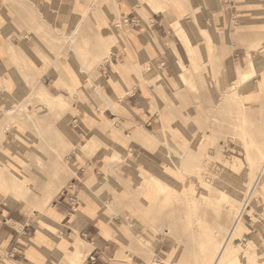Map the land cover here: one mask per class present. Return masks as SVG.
Returning <instances> with one entry per match:
<instances>
[{
  "label": "rangeland",
  "instance_id": "rangeland-1",
  "mask_svg": "<svg viewBox=\"0 0 264 264\" xmlns=\"http://www.w3.org/2000/svg\"><path fill=\"white\" fill-rule=\"evenodd\" d=\"M175 2L158 3L169 10ZM248 2L258 8L250 23L221 30L205 24L207 28L201 27L198 35L188 33L189 23L178 19L184 33L180 36L176 20L173 17L171 20L165 12L164 20L175 38L166 43L172 62L168 68L166 63L161 66L162 80L157 82L164 101L162 167H158L162 170V179L157 180L177 189L178 193L174 194L168 186L157 193L154 177L146 178L144 184L132 190L150 231L174 241L172 251L160 259L163 264H211L228 239L227 251H234L240 261L241 255H252L255 264H264V237L251 238L241 227L244 211L264 202L258 197L264 171L252 189L264 163L261 145L264 142L261 82L264 0ZM95 4L103 6L100 1ZM143 4L155 11L151 3ZM90 12L94 14L89 9L79 21L81 26L77 31H74L76 26L60 31L42 20L39 11L32 8L30 19L25 16L23 20L26 24L29 20L32 28L35 25V37L51 59L52 72L63 75L70 72L66 61L73 59L83 77L78 85L89 93V98L81 96L78 100L104 109L107 102L110 106L118 105L114 98L109 100L102 95L98 79L102 63L122 39L113 26L120 17L117 13L101 31L96 23L98 19L92 18ZM10 44L5 69L8 73L15 71L16 80L12 91L0 88V190L9 199L13 196L40 207L44 193L50 192L60 174L69 171L68 156L75 147L69 121L77 98L72 95L73 85L65 83L70 96L61 97L67 104L50 109L37 93L44 95V90L36 68L26 56L27 51ZM252 67L254 73L243 79ZM86 73L91 78L89 83ZM225 95L232 97L224 99ZM99 130L107 142L94 136L92 143L107 145L112 161H124L125 156L117 146L119 142L108 134L110 130L104 126ZM52 164L56 167L53 173ZM28 175L33 176L32 180L27 179ZM14 180L28 186L31 197L26 199L14 191L11 185ZM126 181L123 186L128 189L130 183ZM147 185L150 191L146 190ZM144 191L149 192L148 196ZM245 199L247 203L234 224ZM248 242L253 245L249 247ZM245 264H253L250 257H246Z\"/></svg>",
  "mask_w": 264,
  "mask_h": 264
},
{
  "label": "crops",
  "instance_id": "crops-1",
  "mask_svg": "<svg viewBox=\"0 0 264 264\" xmlns=\"http://www.w3.org/2000/svg\"><path fill=\"white\" fill-rule=\"evenodd\" d=\"M98 1L104 7L97 6ZM163 1L0 0V88L9 91L15 88V71L8 73L5 69L11 43L27 51V58L39 74L44 95L36 92L50 109L67 104L61 97L70 96L65 83L73 85L72 95L77 98L69 121L75 146L68 156L71 159L69 171L60 174L50 192L44 193L42 206L13 196L9 199L7 193L0 190V264H163L160 259L172 251L173 239L155 236L150 231L148 221L141 215L142 207L132 196V190L149 177L156 178L153 181L158 187L157 193L168 186L157 180L162 179V170L158 167H162L164 128V101L157 82L162 80L161 66L166 63L168 68L172 62L166 43L175 38L164 20L165 12L176 20V29L182 36L183 28L178 19L189 23L186 25L188 33L198 35L201 27L207 28L210 24L219 30L248 24L258 8L248 0H173L176 5L168 10L159 4ZM144 2L151 3L155 11L146 8ZM31 8L60 31L75 26L74 31H77L81 26L79 21L89 9L94 12H90L94 15L91 17L98 19L95 22L102 31L118 13L119 20L112 24L122 39L102 63L98 79L102 95L109 100L114 98L118 105L110 106L107 102L108 105L100 109L78 100L81 96L89 98V93L78 85L83 77L73 59L66 61L70 72L64 75L52 72L51 59L35 37V25L32 28L29 20L28 24L23 20L25 16L30 19ZM252 72L253 67L244 73L243 79ZM85 78L89 83L88 73ZM261 82L264 99V70ZM227 97L232 95H225L224 99ZM103 126L110 130L109 136L119 142L117 146L121 150L118 151L125 156L124 161H112L107 145L92 143L94 136L107 142L100 136L99 129ZM261 145L264 146V142ZM55 168L52 164L50 171L53 173ZM261 170L264 171V163ZM0 172L2 175L1 169ZM262 172L257 175L252 189ZM32 178L27 176L29 181ZM124 179L130 183L128 189L123 186ZM11 185L21 197H31L30 188L23 182L14 180ZM169 188L177 195V189ZM146 190L150 191L148 185ZM148 191H144L147 196ZM258 193L264 200V173ZM241 227L251 238L264 237V202L244 211ZM147 241L150 244L147 245ZM228 241L219 248L211 264H245L246 257L255 264L252 255H241L240 261L234 251H227ZM252 245L248 242L249 247Z\"/></svg>",
  "mask_w": 264,
  "mask_h": 264
},
{
  "label": "bare ground",
  "instance_id": "bare-ground-1",
  "mask_svg": "<svg viewBox=\"0 0 264 264\" xmlns=\"http://www.w3.org/2000/svg\"><path fill=\"white\" fill-rule=\"evenodd\" d=\"M263 170V169H262ZM262 170H260L262 172ZM251 172V171H250ZM247 202V199H245L244 204ZM240 216V215H239Z\"/></svg>",
  "mask_w": 264,
  "mask_h": 264
}]
</instances>
